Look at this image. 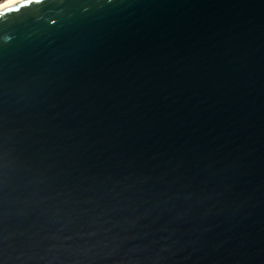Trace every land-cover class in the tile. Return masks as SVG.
Wrapping results in <instances>:
<instances>
[{"label":"water","instance_id":"1","mask_svg":"<svg viewBox=\"0 0 264 264\" xmlns=\"http://www.w3.org/2000/svg\"><path fill=\"white\" fill-rule=\"evenodd\" d=\"M0 264H264V0L0 11Z\"/></svg>","mask_w":264,"mask_h":264},{"label":"bare ground","instance_id":"2","mask_svg":"<svg viewBox=\"0 0 264 264\" xmlns=\"http://www.w3.org/2000/svg\"><path fill=\"white\" fill-rule=\"evenodd\" d=\"M23 1H26V0H6L0 4V11L4 10L6 8H9L13 5L19 4Z\"/></svg>","mask_w":264,"mask_h":264},{"label":"built area","instance_id":"3","mask_svg":"<svg viewBox=\"0 0 264 264\" xmlns=\"http://www.w3.org/2000/svg\"><path fill=\"white\" fill-rule=\"evenodd\" d=\"M4 1H6V0H0V4L3 3Z\"/></svg>","mask_w":264,"mask_h":264}]
</instances>
